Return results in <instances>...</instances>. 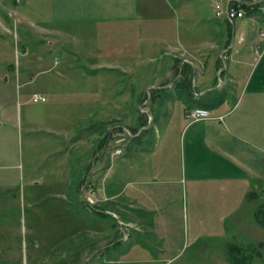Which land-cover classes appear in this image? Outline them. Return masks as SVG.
I'll list each match as a JSON object with an SVG mask.
<instances>
[{
  "label": "crops",
  "instance_id": "0c3cea01",
  "mask_svg": "<svg viewBox=\"0 0 264 264\" xmlns=\"http://www.w3.org/2000/svg\"><path fill=\"white\" fill-rule=\"evenodd\" d=\"M230 1H14L21 7L15 14L27 21L38 16L42 35L63 50L53 65L43 57L36 66L20 63L37 73L16 76L51 89L46 103L60 111L29 126L65 136L55 156L60 165L74 161L80 168L71 194L86 208L66 213L80 248L58 264L77 263L82 250L85 262L96 261L111 247L154 262L153 240L175 244L170 232L189 198L194 222L215 238L248 200L259 198L249 196L262 180V158L249 147L264 138V0H240L243 18L218 16L217 7ZM197 107L211 117L192 122L188 113ZM85 186L99 204L86 203ZM201 209L214 218L201 220ZM89 214L99 221L85 223ZM105 215L117 222L108 224ZM166 253L158 254L173 262Z\"/></svg>",
  "mask_w": 264,
  "mask_h": 264
},
{
  "label": "rangeland",
  "instance_id": "374dc122",
  "mask_svg": "<svg viewBox=\"0 0 264 264\" xmlns=\"http://www.w3.org/2000/svg\"><path fill=\"white\" fill-rule=\"evenodd\" d=\"M14 1L0 0V264H58L65 254L72 260L75 256L72 251L80 248L73 244L77 232L71 227L74 221L66 214L86 208L82 199L71 194L81 178L80 168L73 166L74 161H69L68 166L60 165L64 162L56 157L65 145V136L50 135L37 126L33 129L29 126L31 119L60 111L50 102L46 103L47 97H52L51 89L42 81L24 85L23 79L16 76L19 70L29 75L37 73L34 68L23 71L24 66L20 68V63L24 65L27 61L36 66L43 57L45 64L53 65L62 57L63 50L50 45L52 35L47 38L42 35L38 16H33L36 20L27 21L15 14L20 4ZM23 47L27 48L26 55H23ZM34 95L45 97L46 102L35 103ZM149 134L147 130L144 132L145 144H149ZM261 143L259 147H249L262 158V180H258L256 186L259 198L247 199V206L233 214L219 230L221 237L215 238L212 231L200 222H194L189 198L180 222L176 221L171 229V237L174 234L175 238L171 249L158 239L153 240L155 246L151 253L156 256L154 262L123 257L111 247L104 251L102 259L92 262H85L89 255L82 250L81 255L75 257L77 263L74 264H264V225L258 223L255 214L259 210L264 215V138ZM84 200L86 203L91 200L100 203V197L86 186ZM185 201L184 198L182 202ZM204 204L215 211L211 203ZM200 212L201 220L214 218L213 212L205 213L202 209ZM88 216L90 218L85 223L98 222L100 218L99 215ZM106 217L108 224L117 222L108 215L103 219ZM96 242L94 250L101 246L99 240ZM233 245L244 251L232 253ZM160 249L167 251L166 258L175 257L173 262H164L166 260L158 254Z\"/></svg>",
  "mask_w": 264,
  "mask_h": 264
},
{
  "label": "built area",
  "instance_id": "2783aa9c",
  "mask_svg": "<svg viewBox=\"0 0 264 264\" xmlns=\"http://www.w3.org/2000/svg\"><path fill=\"white\" fill-rule=\"evenodd\" d=\"M239 3L240 0H231L227 7L219 5L217 7V15H226L229 19L232 20L245 17L246 13L240 7ZM32 99L35 103L46 102V98L41 95H34ZM210 117V111H198L197 108L190 110L188 113V118L192 122L204 121L206 119H209ZM118 153H121V150H119Z\"/></svg>",
  "mask_w": 264,
  "mask_h": 264
},
{
  "label": "trees",
  "instance_id": "16d2710c",
  "mask_svg": "<svg viewBox=\"0 0 264 264\" xmlns=\"http://www.w3.org/2000/svg\"><path fill=\"white\" fill-rule=\"evenodd\" d=\"M257 220H258L261 224L264 225V215L261 213V211H260V212L258 211V213H257ZM231 251H232V253H234V254H240V253H242V252L244 251V249L239 248V247L236 246V245H233V246L231 247Z\"/></svg>",
  "mask_w": 264,
  "mask_h": 264
},
{
  "label": "water",
  "instance_id": "95a60500",
  "mask_svg": "<svg viewBox=\"0 0 264 264\" xmlns=\"http://www.w3.org/2000/svg\"><path fill=\"white\" fill-rule=\"evenodd\" d=\"M256 197H258V194H257L256 192H253V193L250 194V196H249V198H251V199H254V198H256Z\"/></svg>",
  "mask_w": 264,
  "mask_h": 264
},
{
  "label": "bare ground",
  "instance_id": "6f19581e",
  "mask_svg": "<svg viewBox=\"0 0 264 264\" xmlns=\"http://www.w3.org/2000/svg\"><path fill=\"white\" fill-rule=\"evenodd\" d=\"M198 111H209L208 109L206 108H202V107H197Z\"/></svg>",
  "mask_w": 264,
  "mask_h": 264
}]
</instances>
